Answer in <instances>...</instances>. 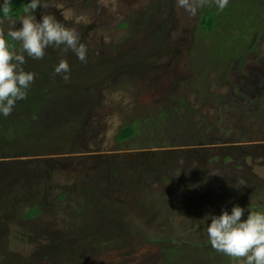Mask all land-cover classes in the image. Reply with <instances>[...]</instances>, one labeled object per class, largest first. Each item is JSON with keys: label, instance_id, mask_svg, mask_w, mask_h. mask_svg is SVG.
<instances>
[{"label": "rangeland", "instance_id": "374dc122", "mask_svg": "<svg viewBox=\"0 0 264 264\" xmlns=\"http://www.w3.org/2000/svg\"><path fill=\"white\" fill-rule=\"evenodd\" d=\"M41 2L36 19L74 28L87 59H33L7 37L23 11L0 19L34 73L0 123V264H241L207 227L237 204L264 212V0Z\"/></svg>", "mask_w": 264, "mask_h": 264}, {"label": "clouds", "instance_id": "9594fccd", "mask_svg": "<svg viewBox=\"0 0 264 264\" xmlns=\"http://www.w3.org/2000/svg\"><path fill=\"white\" fill-rule=\"evenodd\" d=\"M104 2L101 0V3ZM9 3L10 0H4L2 11L6 16L11 12ZM208 3L209 0H177L178 6L190 14H195L198 8ZM214 3L222 11L228 0H214ZM38 6L48 7L41 0H30L19 17L22 27L17 28V22H13L7 29V37L20 41L22 52L33 59H42L49 46L63 45L75 52L79 60L86 62L87 48L75 29L67 27L47 12L38 21L34 15ZM64 19L70 17L64 15ZM25 63V56L9 47L4 30L0 29V114L5 117L12 114L17 101L20 103L19 100L26 99V90L34 81V73L24 70ZM54 72L57 75L63 73V78L68 80L70 67L67 60L61 59ZM240 185L247 186L243 180ZM243 213L244 209L237 204L230 213L223 210L218 216L211 215V223L207 227L210 244L217 252L241 264H264V212L250 210L246 219H242Z\"/></svg>", "mask_w": 264, "mask_h": 264}, {"label": "trees", "instance_id": "16d2710c", "mask_svg": "<svg viewBox=\"0 0 264 264\" xmlns=\"http://www.w3.org/2000/svg\"><path fill=\"white\" fill-rule=\"evenodd\" d=\"M26 2H27V0H10L9 7L11 9V12L9 15L6 16L3 14V11H2L4 1H0V19L5 20V19L16 17L17 15H19L20 12L23 11L24 6L26 5ZM213 20H214V16H213V13L211 11H207V12L203 13L200 17V20H199L200 28L205 32L210 31L212 28ZM11 45H13V42L10 43V46ZM17 103H18V101H17ZM19 107L23 110L22 104H20ZM10 118H15V117H11V116L5 117V116H3V114H0V123H1V121L8 123V122H10V121H8V119H10ZM31 119H34L33 115H31ZM0 126H2V125L0 124ZM28 128H29V126H28ZM5 130H6V128H5ZM132 133H133V128L130 126H126L120 130L118 138L119 139H125L128 136L132 135Z\"/></svg>", "mask_w": 264, "mask_h": 264}]
</instances>
